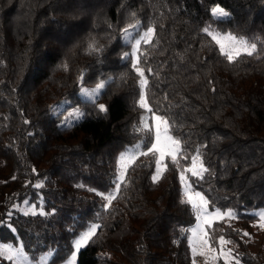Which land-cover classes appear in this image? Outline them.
<instances>
[{"label": "trees", "instance_id": "1", "mask_svg": "<svg viewBox=\"0 0 264 264\" xmlns=\"http://www.w3.org/2000/svg\"><path fill=\"white\" fill-rule=\"evenodd\" d=\"M217 5L230 17L214 20ZM137 21L126 43L121 30ZM149 26L154 36L137 52L145 98L181 141L182 158L178 167L165 157L168 169L154 183L155 160L138 154L116 190L119 155L153 142V132L134 131L145 113L140 77L131 57L121 59ZM206 26L249 38L256 52L228 62ZM89 38L101 53L85 52ZM108 78L114 82L95 101L107 106L100 113L77 91ZM63 98L86 113L72 126L51 112ZM200 146L209 171L202 179L186 172L191 189L210 209L236 213L212 222L210 247L224 236L241 264H264V229L252 213L264 207V0H0V218L11 225H0V243L20 242L36 258L54 250L48 263L59 264L95 223L77 264H193L184 230L196 212L181 202L180 170ZM97 192L115 196L108 208ZM25 200L45 214L13 207ZM0 264L13 263L0 256Z\"/></svg>", "mask_w": 264, "mask_h": 264}, {"label": "snow or ice", "instance_id": "2", "mask_svg": "<svg viewBox=\"0 0 264 264\" xmlns=\"http://www.w3.org/2000/svg\"><path fill=\"white\" fill-rule=\"evenodd\" d=\"M135 15V14H133ZM211 15L214 20L223 21L226 18L230 17V13L226 11L223 7L219 5L213 7L211 9ZM140 27L139 21L136 24H131L127 28L122 29V35L125 39L126 43L131 42L134 38L131 35L130 29H137ZM204 33L212 37V40L215 41V44L219 46L220 54L228 60V62H234L239 56L242 54H247L249 56L253 55L257 49L256 42H250L249 38H245L243 36H236L231 32L224 33L223 39L220 38L219 33H213L210 31L209 26H206L202 29ZM154 36V27L149 26L147 30L141 35L140 39H136L134 43H132V51L125 52L122 54L121 59L127 61L130 57L132 58V67L135 68L138 73L140 79L138 81L140 85V97H139V106L141 108L146 109L151 112V109L148 107L145 98L144 89L147 86V79L144 77L143 69L138 67L139 57L137 56L138 46L143 43L148 44L152 40ZM227 40L230 42L229 46L226 47L224 41ZM103 51V46H98L94 38H89V42L87 44V48L85 52L89 55L99 54ZM65 70H68V64L65 63L62 65ZM149 71H151L149 69ZM85 73L82 71L80 76L77 78L78 82L83 84ZM113 78L101 79L94 88H80V94L86 99L88 103H91L94 108L98 109L100 113L107 112V106L104 104H96L95 101L100 98V96L104 93L105 89L109 84L113 83ZM214 90V89H213ZM86 113L80 112L78 109L74 114V118L69 120L65 119L62 121V125L72 126L79 119L83 118ZM152 120L154 123L149 124L148 121L141 118V127L136 128L134 126V131H146L148 133H152L154 130V140L151 144V147L147 149L146 152H140V155H151L155 160V171L152 175L153 182H157L163 176V174L167 171L168 165L165 163V157H169L171 162L179 167L180 159L182 158V144L181 141L172 135L169 134L170 125L168 120L160 115H155L152 113ZM28 123V121H25ZM142 145H136L135 148H140ZM204 146H200L196 149L195 155L191 157V165L187 168L180 170V180L182 184L187 185V178L185 176V172H190L193 177L203 178L204 174L209 171L208 168L204 166L203 161V153L202 148ZM184 159H187L186 156H183ZM119 159L121 161L120 167L117 169L119 175L115 177V180L118 181L115 183V189L119 190L121 187V182L125 180V173L127 171L128 166L135 160V157L128 158V163L125 164L123 161L125 160V156L123 153L120 154ZM35 172V169H33ZM14 178V177H13ZM41 184H37L36 187H41ZM190 188V185H187ZM91 191H96V189H90ZM97 195L101 196L102 199L106 200L107 203L104 204L105 208H108L111 204V201L115 199V196L112 193L105 195L102 192H97ZM181 202L185 204H191L192 208L195 210L197 215V220L199 221L196 226L192 229L184 230L185 232L190 231L191 235L188 237L189 245L193 256L200 255L204 256L207 261L209 255L211 254V259H223L224 264H241L240 257L238 255H233V249L225 250L221 247L219 254L217 255V249L215 247H210V237L207 231H205V225L208 228H211L212 222L208 219V217H215L216 219H224V217L235 218L236 213L232 210H227L225 212H221L219 209H216L213 212H209V201L206 197L200 193L195 192L194 196L190 192H186L184 194ZM15 207V206H14ZM27 214V213H26ZM32 214H36L35 211H32ZM41 215L45 213L41 211ZM9 218L11 217V212L7 214ZM254 215L258 217L256 226L264 229V210L256 212ZM0 225H7L11 228V225L0 218ZM100 226L93 223L88 226L87 231L80 233L79 237L75 239L70 245V256L68 253H65L67 257L66 264H77V255L81 249H83L92 238L97 234V229ZM15 231V229H12ZM243 236H250L249 233L244 232ZM232 243L229 240H226L224 236H220L219 244L221 246ZM74 249V250H73ZM54 250L49 249L48 253H43L39 259H37L34 255L29 257L26 256L23 252V246L16 247L13 243H0V256H4L8 261H16V264H32V261H36V264H48V261L53 257ZM63 259V258H62ZM193 264H196L195 259H193Z\"/></svg>", "mask_w": 264, "mask_h": 264}, {"label": "rangeland", "instance_id": "3", "mask_svg": "<svg viewBox=\"0 0 264 264\" xmlns=\"http://www.w3.org/2000/svg\"><path fill=\"white\" fill-rule=\"evenodd\" d=\"M215 7V6H214ZM131 32V31H130ZM145 32V31H144ZM143 32V33H144ZM142 33V34H143ZM214 34L216 33V32H213ZM141 34V35H142ZM141 38V36L139 37V38H137V39H140ZM220 38L221 39H223V34H220ZM224 43H225V46L226 47H228L229 46V44H230V42L229 41H227V40H225L224 41ZM100 81V80H99ZM98 81V82H99ZM98 82H96L95 84H93V85H91V86H87V85H80V87H79V89H78V91H77V96L80 98V99H82V100H86L81 94H80V88L83 86V87H86V88H89V89H91V88H94L95 87V85L98 83ZM149 107V106H148ZM79 110L80 112H83V108L81 107V105L80 104H78V103H71V100L70 99H67V98H63V99H60V100H58L54 105H53V107H52V110H51V112L53 113V114H55V115H57V117H56V120H57V124L58 125H62V121H64L66 118L67 119H69V120H71V119H73L74 118V114L76 113V110ZM152 113L153 112H149V111H147L146 109H145V113H144V115H143V119L144 120H146V121H148L149 122V124H152V123H154V121L152 120ZM80 120V119H79ZM63 126V125H62ZM153 140H154V130H153ZM135 146L136 145H134V146H131V147H128L124 152H122L123 154H124V156H125V160L123 161L125 164H127L128 163V158H130V157H136L140 152H141V149L140 148H135ZM120 156V155H119ZM120 164H121V161H120V159L118 158V168L120 167ZM190 165H191V162H190ZM189 165V166H190ZM183 169V168H182ZM185 176H186V172H185ZM187 178V177H186ZM187 185H190V182H189V180H188V178H187ZM187 185H185V184H183V192H184V194L186 193V192H190L191 194H193V196H194V193L195 192H199V191H194V190H192L191 189V186H190V188L187 186ZM40 203H41V201H40ZM15 206V207H14ZM13 207L17 210V211H19V212H21V213H32V211L34 210L35 211V213L36 212H41L42 211V209H41V207L38 205H36V203H29V202H27L26 200L25 201H22L21 203H15L14 205H13ZM209 210V212H213V211H215L216 209H208ZM262 210H264V207H260V208H257V209H255V210H253V214H255L256 212H259V211H262ZM222 212V211H221ZM256 216V215H255ZM208 219L209 220H211V222H213L214 220H216V218L215 217H208ZM257 220H258V217L256 216V220H255V223H254V225H256V223H257ZM199 221L197 220V215H196V221L194 222V224L190 227V229H192V228H194L195 226H196V224L198 223ZM85 231H87V229L85 230ZM205 231H208V227H207V225H205ZM189 234L191 235V232L189 231ZM189 235V236H190ZM79 237V235L75 238V239H77ZM16 247H21L22 245H21V243L20 242H18V243H16V244H14ZM221 247H223L224 249H225V247L224 246H221V245H219L218 246V248H216L217 249V252H216V254L218 255L219 254V251H220V249H221ZM74 250V249H73ZM225 250H227V249H225ZM23 252H24V254L27 256V254L25 253V251H24V249H23ZM49 251H47V252H45V253H48ZM42 255V254H41ZM41 255L37 258V259H39L40 257H41ZM78 256V255H77ZM4 257V256H3ZM192 257H193V259H195V261H196V264H203L204 262H210V263H213V264H224V260L221 258V259H211V254L209 255V258H208V260L206 261L205 260V257L204 256H200V255H195V256H193V253H192ZM66 261H67V259L64 261V262H62V263H59V264H66ZM13 264H16V261H11ZM32 264H36V261H32ZM49 264V263H48ZM230 264H231V262H230Z\"/></svg>", "mask_w": 264, "mask_h": 264}]
</instances>
